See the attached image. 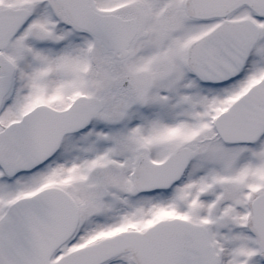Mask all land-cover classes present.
<instances>
[{
    "label": "snow or ice",
    "instance_id": "6c2138e0",
    "mask_svg": "<svg viewBox=\"0 0 264 264\" xmlns=\"http://www.w3.org/2000/svg\"><path fill=\"white\" fill-rule=\"evenodd\" d=\"M0 264H264V0H0Z\"/></svg>",
    "mask_w": 264,
    "mask_h": 264
}]
</instances>
